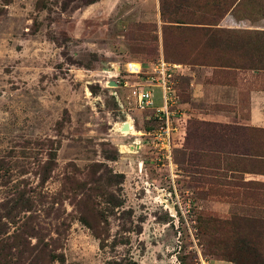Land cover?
<instances>
[{
    "label": "rangeland",
    "instance_id": "1",
    "mask_svg": "<svg viewBox=\"0 0 264 264\" xmlns=\"http://www.w3.org/2000/svg\"><path fill=\"white\" fill-rule=\"evenodd\" d=\"M222 1L0 0V264H264L217 254L222 237L204 223L264 219V177L251 174L264 160H237L264 151V129L198 119L238 107L247 117L251 91L264 105V0L226 14ZM161 54L187 68L173 179L145 138L125 149L135 138L123 123L155 122L121 112L114 92L127 103L129 91L108 85L114 68ZM233 94L240 106L218 103Z\"/></svg>",
    "mask_w": 264,
    "mask_h": 264
},
{
    "label": "built area",
    "instance_id": "2",
    "mask_svg": "<svg viewBox=\"0 0 264 264\" xmlns=\"http://www.w3.org/2000/svg\"><path fill=\"white\" fill-rule=\"evenodd\" d=\"M178 67L177 64L167 62L161 54L146 66L139 62L127 61L122 71L114 68L110 76L117 83V88L129 91L130 102L127 103L114 92L118 109L123 113L135 110L148 111V120L152 119L155 122L154 128L150 130L135 131L134 125L126 121L131 128L128 132L122 131L123 123L119 130L121 134H130L135 138L133 144L125 146V149L129 153H137L142 147L141 138H145L150 144V150L164 160L163 166L168 168L172 179L175 177L172 172L177 167L173 157V137L177 128L176 123L183 117L177 89ZM118 77L124 80L119 81ZM156 102H159V105Z\"/></svg>",
    "mask_w": 264,
    "mask_h": 264
},
{
    "label": "trees",
    "instance_id": "3",
    "mask_svg": "<svg viewBox=\"0 0 264 264\" xmlns=\"http://www.w3.org/2000/svg\"><path fill=\"white\" fill-rule=\"evenodd\" d=\"M237 0H223L222 6L224 8V13L226 14L232 6L236 3ZM196 28V27H195ZM165 59V58H164ZM166 60V59H165ZM167 61V60H166ZM172 64L170 61H167ZM180 65V64H177ZM212 68H220V69H232V66L229 65H207ZM240 69H243L240 67ZM249 69V68H246ZM182 121V120H181ZM206 125H214L216 126V123H205ZM238 152H234L235 154L238 153V159L239 161H244V157H250L254 159L264 160V151L263 152H257V151H249L248 150H237ZM241 172H246V170H238ZM83 224L86 225L89 229L93 231V234L95 237L100 241L101 248L105 247L106 240H103V238L97 234L96 231H94L93 228L88 224V222L84 219H81ZM205 226L211 227L216 226L217 227V233L222 237H216L214 240L216 241L214 244V250L217 254L223 255H232L233 253L245 251L249 254L256 255V256H263L264 255V219H257V218H248V217H242V216H233L228 220H217L213 218H209L205 220ZM213 235V234H210ZM56 261H58L60 264H63V258H55Z\"/></svg>",
    "mask_w": 264,
    "mask_h": 264
},
{
    "label": "crops",
    "instance_id": "4",
    "mask_svg": "<svg viewBox=\"0 0 264 264\" xmlns=\"http://www.w3.org/2000/svg\"><path fill=\"white\" fill-rule=\"evenodd\" d=\"M139 63H141V62H139ZM178 66H179L178 67L179 69L177 70V85H178V78L181 75H183L185 69H187V68H183L182 65H178ZM177 89H178V86H177ZM202 91H204V87H202V85L200 86L199 84H197L196 89L193 90V96L192 97L195 98L196 101L197 100L203 101L204 95H203ZM250 94H251V96H253V99H251L250 110H249L247 117L243 118L241 116V110H240V107H238L237 108V115L235 114V111L233 112V116L219 111V112L213 113V114H210V113L200 114L198 116V119L201 121L209 122V123L235 124V125H239V126H249V127L264 129V105L260 106L257 102H256V104L253 103V101L255 100L254 96L258 95L257 92L254 93L251 91ZM237 96L238 95L233 94V98L231 101H226L225 99L220 98V100H222V101H220L218 103L240 106V105H238L239 101L237 100ZM186 115L187 114L183 115L182 118H184V116H186ZM258 115H260V118H258ZM182 118H181V120H182ZM229 172L235 174L236 172H241V171H238V169L234 168V169H230ZM251 174H255L254 176H256V177H264V172H254Z\"/></svg>",
    "mask_w": 264,
    "mask_h": 264
},
{
    "label": "water",
    "instance_id": "5",
    "mask_svg": "<svg viewBox=\"0 0 264 264\" xmlns=\"http://www.w3.org/2000/svg\"><path fill=\"white\" fill-rule=\"evenodd\" d=\"M108 85L111 86V87H117V83L115 81H110ZM122 131H124V132L131 131V128L129 127V124L124 123L122 125Z\"/></svg>",
    "mask_w": 264,
    "mask_h": 264
}]
</instances>
